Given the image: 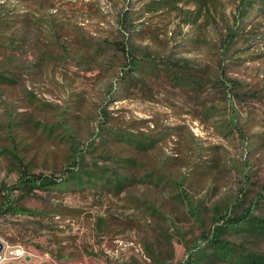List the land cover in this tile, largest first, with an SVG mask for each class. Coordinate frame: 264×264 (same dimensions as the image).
I'll return each mask as SVG.
<instances>
[{
    "label": "rangeland",
    "instance_id": "rangeland-1",
    "mask_svg": "<svg viewBox=\"0 0 264 264\" xmlns=\"http://www.w3.org/2000/svg\"><path fill=\"white\" fill-rule=\"evenodd\" d=\"M20 169L58 186L25 196ZM9 203L1 264H239L210 243L264 222V0H0ZM230 228L264 264V235Z\"/></svg>",
    "mask_w": 264,
    "mask_h": 264
},
{
    "label": "trees",
    "instance_id": "trees-1",
    "mask_svg": "<svg viewBox=\"0 0 264 264\" xmlns=\"http://www.w3.org/2000/svg\"><path fill=\"white\" fill-rule=\"evenodd\" d=\"M251 15H249L248 18H250ZM247 18V19H248ZM178 80V79H176ZM138 147L146 148L147 145L143 142H138ZM20 181L19 184L14 187L15 190L21 191L23 195L25 196H34L37 195V193L40 191H49L50 189H55L58 184L56 180H50L43 176H31L26 172L24 169H20ZM84 173V175H83ZM88 174L86 172L82 171V174L79 172L71 173L68 177V180H71L73 183V186H80L84 184V179ZM95 174H91L90 178H87L88 181H93L96 178H94ZM102 176H99L101 178ZM91 179V180H90ZM98 181V180H95ZM158 181V179H157ZM160 182V179L159 181ZM115 187L122 186L121 182L119 180H116L114 182ZM112 184V183H109ZM16 209L13 208L12 204L9 203L8 205L0 208V216H6L7 214L15 213ZM227 224L224 226H218L215 228V231L213 233V240L210 243V246L212 248V252L214 253V257L218 259H224L227 257H231V259H234L239 264H254V263H263L261 261H257L253 257L250 256H244L240 253H238L235 250H232L228 248L225 243H223L219 237L226 234L227 231L231 230L230 227H237L243 230L244 233L247 234H258V235H264V222L257 220L254 216L251 215L250 209H247L243 214H240V216H230L225 217ZM204 249L198 250L195 252V254H190L188 260H186L183 264H194L195 260L201 261L205 263L209 260V258L212 257V254H208L206 251H203ZM218 253V254H216ZM260 259V258H259Z\"/></svg>",
    "mask_w": 264,
    "mask_h": 264
},
{
    "label": "built area",
    "instance_id": "built-area-1",
    "mask_svg": "<svg viewBox=\"0 0 264 264\" xmlns=\"http://www.w3.org/2000/svg\"><path fill=\"white\" fill-rule=\"evenodd\" d=\"M5 247L2 245V243H0V259H4V256H5ZM17 254H19V256H23V250H17L16 251Z\"/></svg>",
    "mask_w": 264,
    "mask_h": 264
},
{
    "label": "bare ground",
    "instance_id": "bare-ground-1",
    "mask_svg": "<svg viewBox=\"0 0 264 264\" xmlns=\"http://www.w3.org/2000/svg\"><path fill=\"white\" fill-rule=\"evenodd\" d=\"M3 262V259H0V264Z\"/></svg>",
    "mask_w": 264,
    "mask_h": 264
}]
</instances>
